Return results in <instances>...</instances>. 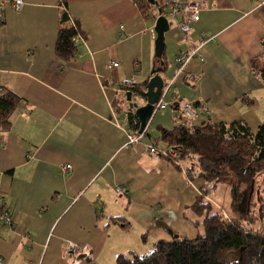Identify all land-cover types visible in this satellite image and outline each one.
<instances>
[{"label":"crops","instance_id":"1","mask_svg":"<svg viewBox=\"0 0 264 264\" xmlns=\"http://www.w3.org/2000/svg\"><path fill=\"white\" fill-rule=\"evenodd\" d=\"M21 1L15 11L13 0H0V86L21 99L10 128L0 133V194L13 224L0 225L3 264H116L119 254L147 255L174 235L195 239L198 230L184 214L209 183L188 180L187 162L179 168L149 154L148 146L166 147L160 129L183 122V101L197 113L194 127L209 122L226 137L254 136L264 120V85L251 67L263 53L264 0H177L198 2L202 10L186 37L178 22L170 25L162 65L153 59L155 20L134 0ZM62 4L83 40L70 62L54 51ZM202 36L201 59L175 77L176 56ZM110 60L117 67L107 70ZM157 68L169 106L152 116L140 142L125 147L124 130L111 122L112 111L123 122L118 108L128 86L122 81L147 83ZM63 164L71 165L68 173ZM220 184L208 193L215 206ZM223 185L232 217L230 186ZM66 242L76 245L70 254Z\"/></svg>","mask_w":264,"mask_h":264},{"label":"trees","instance_id":"2","mask_svg":"<svg viewBox=\"0 0 264 264\" xmlns=\"http://www.w3.org/2000/svg\"><path fill=\"white\" fill-rule=\"evenodd\" d=\"M156 1L158 7L147 0H134L142 14L152 19L157 17L158 10H164V5ZM77 37L81 38L80 32L62 4L54 48L56 57L65 62L74 60L78 52ZM262 47V56L253 60L251 67L264 85V38ZM145 85L132 84L126 89L133 97L143 99ZM20 103L16 94L0 86V133L10 128L11 116ZM137 121L135 116L129 117L130 132L139 129ZM160 140L166 144V149L176 151L174 158H162L179 168L181 161L187 162L188 180L198 176L209 183V191L201 190V195L187 211L190 214H184L198 230V235L192 240L174 235L170 241H157L147 255L134 251L119 254L116 264H264V233L255 221L264 214L263 198L257 185L258 177H264V120L254 136L226 137L219 125L207 122L202 127H194L190 120L183 119L171 130L160 129ZM220 183L230 186L229 211L233 216L229 219L205 199Z\"/></svg>","mask_w":264,"mask_h":264},{"label":"built area","instance_id":"3","mask_svg":"<svg viewBox=\"0 0 264 264\" xmlns=\"http://www.w3.org/2000/svg\"><path fill=\"white\" fill-rule=\"evenodd\" d=\"M24 3L21 0H13L12 2V7L15 11H19L22 9ZM164 5V10L160 11V13L158 12V15L164 16L167 21L170 24H173L174 22H178V29L180 34L183 37H186L189 33L192 32L193 27L192 24L196 23L199 21L200 18V12L202 10V6L201 4H199L198 2H188V3H182L179 2L177 0H172L169 1L167 4H163ZM0 11H1V6H0ZM122 29V27H121ZM153 32V30H152ZM205 36H202L199 45L194 48L191 49L188 52L182 53L178 56H176L175 60H174V67H175V77L179 76L181 74H183L184 68L186 66V64L194 58L197 59H201V54H200V48L201 46L207 41V39L204 38ZM82 38L77 37L75 39V42L78 43H82ZM117 67V63L114 60H110L106 63L105 68L107 70H112L114 68ZM190 82L192 81V78L190 77L188 79ZM122 84L126 85V86H130L132 85V82L129 79H125L122 81ZM163 95L161 96V98L158 100V102L154 105V109H153V115L159 111V110H163L166 107L169 106V103L165 102L163 99ZM179 106V112L180 115L183 119L185 120H191L194 119L197 116L196 111L194 110V108L192 107L191 103L188 101H183L180 102L178 104ZM118 111L122 114L123 116V122H121V124L118 122V120L115 117V112L112 111L111 113V122L116 125L117 127H120L121 129L124 130L126 137H127V141H126V145L125 147H129L135 143L140 142L146 133V128L139 133L138 130L136 132H130L129 130H127L126 126H128V119L130 116H135L134 115V108L130 105V102L126 100V98H122V103L120 105V107L118 108ZM138 122V121H137ZM137 122H135V124H137ZM139 126V123H138ZM148 153L149 154H156L159 156H163V157H171L174 158L176 156V151L170 150V149H166V148H157L154 145H149L148 146ZM60 169L62 172L64 173H68L71 170V165L70 164H63L60 166ZM116 192L119 194H123L125 189L121 186H116ZM206 190H209V186L206 188ZM201 195V193H199V196ZM205 199L211 203H213L211 201V199L207 196L205 197ZM2 202H3V197L0 194V225H5L8 227H12V221H11V215L10 213L3 208L2 206ZM218 207V206H216ZM224 216L229 219V216L223 212ZM76 249V245L73 242H66L63 246V251L65 254H70L72 253L74 250ZM0 264H3L2 260L0 259Z\"/></svg>","mask_w":264,"mask_h":264},{"label":"water","instance_id":"4","mask_svg":"<svg viewBox=\"0 0 264 264\" xmlns=\"http://www.w3.org/2000/svg\"><path fill=\"white\" fill-rule=\"evenodd\" d=\"M152 6L158 7V2L156 0H147ZM161 10H158L160 13ZM154 22V32L156 38L154 41V62H159L162 65L161 56L164 49V37L165 33L169 30L170 23L164 16L159 15L156 17ZM162 69L157 68L151 71V77L145 85V93L143 100L144 105L138 106L137 103H133L131 99V93H126V100L130 102V105L134 108V115L139 123L138 132L141 133L148 125L150 119L153 116L154 105L161 98L164 91V80L160 77L159 73Z\"/></svg>","mask_w":264,"mask_h":264},{"label":"rangeland","instance_id":"5","mask_svg":"<svg viewBox=\"0 0 264 264\" xmlns=\"http://www.w3.org/2000/svg\"><path fill=\"white\" fill-rule=\"evenodd\" d=\"M261 177V176H260ZM259 177V178H260ZM261 180V179H260ZM224 190H226V187L223 185V183H221L220 185H219V187L217 188V195H214V191L212 192V194H211V196L212 195H214V196H212L213 197V199H216V201H217V203L220 205V206H218L217 208L218 209H220L221 211H222V213L223 212H225L227 215H228V208H227V206H225V204L224 203H226L227 201H228V194L226 195L225 194V192H224ZM258 193H256V195H257ZM263 199H264V191L262 190V189H260V194H259ZM216 196H217V198H216ZM258 197V196H257ZM264 204V203H263ZM222 209H221V208ZM261 209H262V207H261ZM263 211H264V207H263ZM256 223H257V227L258 226H263L264 227V217H260V218H256ZM139 255V254H138Z\"/></svg>","mask_w":264,"mask_h":264}]
</instances>
